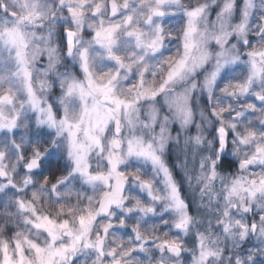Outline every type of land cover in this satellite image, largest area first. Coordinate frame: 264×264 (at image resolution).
I'll list each match as a JSON object with an SVG mask.
<instances>
[{
    "label": "clouds",
    "instance_id": "1",
    "mask_svg": "<svg viewBox=\"0 0 264 264\" xmlns=\"http://www.w3.org/2000/svg\"><path fill=\"white\" fill-rule=\"evenodd\" d=\"M0 264H264V0H0Z\"/></svg>",
    "mask_w": 264,
    "mask_h": 264
}]
</instances>
